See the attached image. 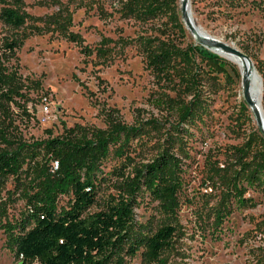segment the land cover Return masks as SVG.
<instances>
[{
  "label": "trees",
  "instance_id": "1",
  "mask_svg": "<svg viewBox=\"0 0 264 264\" xmlns=\"http://www.w3.org/2000/svg\"><path fill=\"white\" fill-rule=\"evenodd\" d=\"M22 2L0 0L4 24L26 26L32 17L20 9ZM213 5L224 14L248 8L264 12V0H214ZM119 12L122 18L151 23V30L136 38L103 36L91 47L72 29L68 9L33 18L28 32L4 40L0 47V139L7 144L0 147V191L12 180L25 202L17 217L0 226L23 264H132L134 258L141 264H165L164 253L174 247L179 232L175 221L196 130L210 111L212 96L240 75L234 63L194 40L179 0H122ZM45 33H58L104 64L136 44L153 77L148 103L158 116L131 124L113 109L105 113V127L76 123L56 136L49 130L44 139L11 140L14 107L29 115L30 98L17 66L10 63L17 60L25 39ZM255 65L264 90V57ZM111 155L121 163L105 172ZM204 172L206 186L213 189L214 202L208 206L214 233L236 209L264 204V133L254 126L243 142L211 149ZM106 183L114 191L102 207L90 211L99 204L100 186ZM146 197L157 203L159 222L137 219L135 209ZM206 212L201 209L198 218L205 220ZM255 225L264 238V213ZM257 250L256 262L264 264V248Z\"/></svg>",
  "mask_w": 264,
  "mask_h": 264
},
{
  "label": "rangeland",
  "instance_id": "2",
  "mask_svg": "<svg viewBox=\"0 0 264 264\" xmlns=\"http://www.w3.org/2000/svg\"><path fill=\"white\" fill-rule=\"evenodd\" d=\"M213 2L191 0L196 24L208 34L249 54L255 65L256 59L264 57V12L248 8L247 12L238 9L224 14L216 12ZM121 4L122 0H23L20 9L32 18L21 29L9 27L0 19V47L4 40L28 32L35 23L33 18L68 9L73 13L72 29L80 32L84 44L91 47H95L103 36L136 38L146 29L151 30V23L141 24L134 19L122 18ZM152 23L157 24L156 21ZM17 57L10 65L17 66L27 84L29 115L14 107L8 132L11 140L44 139L50 135L49 130L56 136L63 132L64 126L71 127L76 123L105 127V113L113 109L116 115L131 124L159 114L148 103L155 85L136 44L129 45L115 59L104 64L98 62L95 54L85 56L81 46L58 33H45L25 39L17 50ZM241 94V74L234 75L226 88L212 96L210 111L201 122V128L196 130L198 138L191 143L190 157L186 159L181 206L175 221L179 232L174 247L164 253L165 264H258L255 254H258L259 246L264 248V238L257 234L255 223L264 213V204L257 208L236 209L212 233L213 219L209 218L208 205L214 202L213 189L204 181L207 153L211 149L243 142L251 128L258 126L250 109L242 107L244 98ZM46 102L51 108L47 114L44 110ZM6 145L0 139V147L6 148ZM120 163L111 155L103 169L110 171ZM113 191L112 184H102L99 204L90 211L102 207ZM24 204L10 180L0 191V224L17 217ZM201 209L207 211L205 220L198 218ZM135 211L140 221L161 220L157 203L147 197ZM7 239L5 229L0 226V264H23ZM132 264L141 263L134 258Z\"/></svg>",
  "mask_w": 264,
  "mask_h": 264
},
{
  "label": "water",
  "instance_id": "3",
  "mask_svg": "<svg viewBox=\"0 0 264 264\" xmlns=\"http://www.w3.org/2000/svg\"><path fill=\"white\" fill-rule=\"evenodd\" d=\"M188 6L191 7V1L183 0L181 4L182 18H183V21L186 27L195 37L197 42L205 45L206 47L210 48L211 50H213L214 52L218 53L221 56L222 54L220 51H223L226 53H233L249 62V67L246 69V74L242 76L244 98H245V102L247 103V105H250L253 107V115H254L256 124L258 125L260 130L264 133V110L262 111V109H260V107L256 105V103L253 101V99L250 96V87H251L250 76L252 72L254 71V69L258 72L257 68L254 65L253 60L247 53L233 46L232 44L226 41H223L215 36H212L208 34V32H198L195 26L196 22L192 15L191 9L189 13L187 12ZM260 79H261V84H262V89H263V81H262L261 76H260Z\"/></svg>",
  "mask_w": 264,
  "mask_h": 264
},
{
  "label": "bare ground",
  "instance_id": "4",
  "mask_svg": "<svg viewBox=\"0 0 264 264\" xmlns=\"http://www.w3.org/2000/svg\"><path fill=\"white\" fill-rule=\"evenodd\" d=\"M182 2H183V0H179L180 6H181ZM190 9H191V7L188 6V8H187V12L188 13L190 12ZM195 26H196V29L198 30V32H206L201 27H199L197 24H195ZM232 45L237 47L234 44H232ZM220 52H221L223 57H225L227 60H229V62L234 63L238 67V69L240 71V74H241V88H242V94L240 96L241 97L243 96V98H244L242 76L246 74V69L249 67V62L247 60L239 57L236 54L226 53V52H223V51H220ZM250 82H251L250 96L253 99V101L256 103V105L258 107H260V109H262V111H263L262 96H263V91L264 90L262 89L260 76H259L258 72L255 69H254V71L252 72V74L250 76ZM244 101H245V98H244ZM248 107H249L251 113L253 114V107L250 106V105H248Z\"/></svg>",
  "mask_w": 264,
  "mask_h": 264
},
{
  "label": "built area",
  "instance_id": "5",
  "mask_svg": "<svg viewBox=\"0 0 264 264\" xmlns=\"http://www.w3.org/2000/svg\"><path fill=\"white\" fill-rule=\"evenodd\" d=\"M44 110H45L46 114L50 113L51 108H50V104L48 102L45 103Z\"/></svg>",
  "mask_w": 264,
  "mask_h": 264
}]
</instances>
